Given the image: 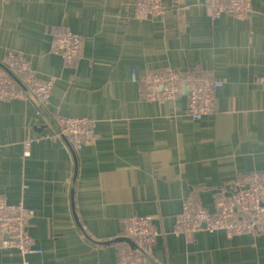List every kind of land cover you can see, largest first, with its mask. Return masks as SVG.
I'll use <instances>...</instances> for the list:
<instances>
[{
	"label": "crops",
	"instance_id": "obj_1",
	"mask_svg": "<svg viewBox=\"0 0 264 264\" xmlns=\"http://www.w3.org/2000/svg\"><path fill=\"white\" fill-rule=\"evenodd\" d=\"M136 2L0 0V67L8 69L7 53H20L41 79L55 78L48 108L30 92L0 101V197L34 213L30 230L42 253L28 259L118 264L125 245H96L81 229L106 241L141 215L159 232L149 252L161 264H264V234L202 230L188 239L174 232L184 203L215 210L245 172L264 173V0H252L245 18L218 20L209 0H162L160 16H138ZM63 30L82 37L80 59L66 62L52 51ZM169 68L183 78V92L163 102L146 98L133 73ZM191 74L223 84L214 112L200 120L182 116ZM61 116L92 117L97 132H113L76 151L73 198L75 160L59 136ZM19 258L0 251V264Z\"/></svg>",
	"mask_w": 264,
	"mask_h": 264
},
{
	"label": "built area",
	"instance_id": "obj_2",
	"mask_svg": "<svg viewBox=\"0 0 264 264\" xmlns=\"http://www.w3.org/2000/svg\"><path fill=\"white\" fill-rule=\"evenodd\" d=\"M208 7L214 20L226 14L245 18L252 9V0H210ZM165 12L162 0H137L135 4L138 16H160ZM82 47V37L71 30L57 31L53 35L51 49L66 62L80 59ZM5 65L8 69L0 67V101L24 100L30 92L45 107L51 105L55 78L41 79L20 53H7ZM133 79L144 84L143 93L152 101L173 100L183 92V78L170 68L140 77L134 72ZM186 82L189 92L183 118L200 120L211 115L214 112L215 92L223 84L200 74H192ZM259 83L264 85V78L259 79ZM103 119L104 115H100L99 120ZM96 122L97 119L92 117L61 116L57 119L59 136H66L76 151L99 139L113 136L112 131L97 132ZM30 145V142L26 143V155H30ZM238 189L234 198L218 199L215 210L201 203H184L175 212L174 232L188 239L202 230L211 233L223 231L229 236L264 234V173L245 172ZM33 217V211L23 203H9L6 198L0 197V251L16 252L20 256L17 264H31L29 256L42 253L40 248L34 246L30 230ZM158 234L151 220L141 215L130 217L122 233L135 239L147 250L156 241ZM118 264L150 263L125 246Z\"/></svg>",
	"mask_w": 264,
	"mask_h": 264
},
{
	"label": "water",
	"instance_id": "obj_3",
	"mask_svg": "<svg viewBox=\"0 0 264 264\" xmlns=\"http://www.w3.org/2000/svg\"><path fill=\"white\" fill-rule=\"evenodd\" d=\"M208 3H210V0ZM63 138H64L65 142L67 143V145H68V147H69V149H70V151L74 157V160H75V171H74V177H73L72 189H71V194H72V198H73L76 180H77V174H78V158H77V152L74 149L72 143L69 141V139L66 136H63ZM228 188H230V187H228ZM238 192H239V189L236 190L234 192V194H230L231 198H234ZM74 207L75 206H73V209L75 210ZM78 226L81 228V225L79 222H78ZM81 232L86 239H88L89 241H91L92 243H94L96 245H99V246L125 245V246L129 247L133 252H135V253L143 256L144 258H146L150 264H161L152 256V254L149 252V250L145 249L135 239H133L131 237L120 235V236H117V237L110 239V240L96 241L90 235H88V233L84 229H81Z\"/></svg>",
	"mask_w": 264,
	"mask_h": 264
},
{
	"label": "trees",
	"instance_id": "obj_4",
	"mask_svg": "<svg viewBox=\"0 0 264 264\" xmlns=\"http://www.w3.org/2000/svg\"><path fill=\"white\" fill-rule=\"evenodd\" d=\"M52 40H53V37H52ZM51 43H52V42H51ZM195 73H196V72H195ZM191 75H192V74H191ZM191 75H190V76H191ZM47 79H48V78H47Z\"/></svg>",
	"mask_w": 264,
	"mask_h": 264
}]
</instances>
